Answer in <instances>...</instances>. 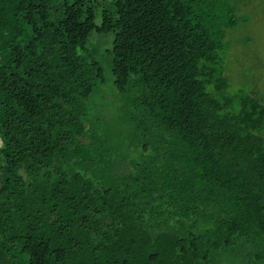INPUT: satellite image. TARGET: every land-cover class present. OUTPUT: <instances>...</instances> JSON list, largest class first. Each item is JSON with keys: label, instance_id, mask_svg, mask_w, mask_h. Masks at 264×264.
<instances>
[{"label": "trees", "instance_id": "16d2710c", "mask_svg": "<svg viewBox=\"0 0 264 264\" xmlns=\"http://www.w3.org/2000/svg\"><path fill=\"white\" fill-rule=\"evenodd\" d=\"M237 10L0 0V264H264V100L227 72ZM103 33L130 127L86 176Z\"/></svg>", "mask_w": 264, "mask_h": 264}, {"label": "rangeland", "instance_id": "374dc122", "mask_svg": "<svg viewBox=\"0 0 264 264\" xmlns=\"http://www.w3.org/2000/svg\"><path fill=\"white\" fill-rule=\"evenodd\" d=\"M238 5L237 15L247 18L230 29L228 38L232 43L228 58L227 72L235 86L242 87L248 92L264 100V0H234ZM97 35V36H96ZM90 38L85 53L91 54L103 66L105 81L97 90L100 95L96 97L93 107L89 109L93 120L100 123L97 126L102 136V143L98 147L104 150L103 154L92 152V162L88 168L77 166V169L86 176L104 172L107 160L118 158L122 146L121 132L130 126L126 120V99L115 92L114 76L110 65L108 50L113 46L114 34H96ZM127 131V130H126ZM134 149V148H133ZM118 151V152H116ZM129 151V150H127ZM110 153L112 156H110ZM137 150H131L135 156Z\"/></svg>", "mask_w": 264, "mask_h": 264}]
</instances>
